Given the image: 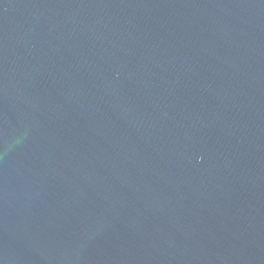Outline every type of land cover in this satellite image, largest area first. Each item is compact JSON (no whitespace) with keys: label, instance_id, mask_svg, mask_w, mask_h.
<instances>
[{"label":"water","instance_id":"water-1","mask_svg":"<svg viewBox=\"0 0 264 264\" xmlns=\"http://www.w3.org/2000/svg\"><path fill=\"white\" fill-rule=\"evenodd\" d=\"M0 264H264V0H0Z\"/></svg>","mask_w":264,"mask_h":264}]
</instances>
